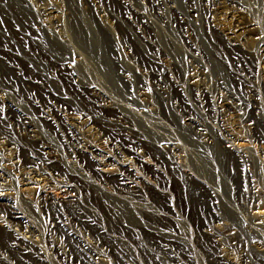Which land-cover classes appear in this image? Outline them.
Wrapping results in <instances>:
<instances>
[{"label":"rangeland","instance_id":"rangeland-1","mask_svg":"<svg viewBox=\"0 0 264 264\" xmlns=\"http://www.w3.org/2000/svg\"><path fill=\"white\" fill-rule=\"evenodd\" d=\"M0 264H264V0H0Z\"/></svg>","mask_w":264,"mask_h":264}]
</instances>
